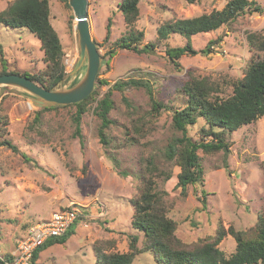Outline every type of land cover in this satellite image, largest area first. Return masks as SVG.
<instances>
[{
    "label": "rangeland",
    "instance_id": "rangeland-1",
    "mask_svg": "<svg viewBox=\"0 0 264 264\" xmlns=\"http://www.w3.org/2000/svg\"><path fill=\"white\" fill-rule=\"evenodd\" d=\"M10 1L0 0V10ZM120 1L88 0L91 37L97 43L101 64L94 86L97 93L81 116V141L74 135L73 104L40 110L35 120L40 107L32 103L28 92L15 86H0V112L7 120L2 135L19 149L0 147V239L6 232L15 243L30 226L48 219L61 207L75 205L82 211L75 233L66 242L41 251L36 264H98L96 248L103 253L126 252L131 234L138 236L136 246L142 251L144 233L133 228L131 220L132 198L143 184L146 158H152L157 166L156 189L165 192V212L175 223L173 234L185 245L213 237L220 225L248 229L264 211V115L225 131L227 155L198 149L202 182L187 185L183 194L177 185L180 168L164 156L168 140L181 134L172 126L171 110L163 109L159 115L150 116L149 98L142 87L112 90V123L106 147L98 140L100 120L94 112L97 100L118 79L147 80L154 97L172 109L186 103L181 88L188 70L218 82L219 95L231 94L232 82L240 79L250 60L260 55L249 45L247 34L264 35V0H255L262 7L261 13H245L229 25L191 37L172 34L162 43H156V29L162 22L221 9L227 0H140L134 29L144 32L142 44L153 42L157 46L150 53L119 49L109 57L107 52L113 42L128 29L119 10ZM49 7L50 22L63 47V65L69 73L79 55L73 12L60 0H49ZM109 19V36L105 39ZM218 37L221 40L212 45L211 53L182 55L179 67L165 55L166 46H182L191 40L197 49ZM1 59L8 72L38 74L45 68L40 42L25 27L0 23V71ZM85 65L65 77L60 86L71 87L83 76ZM99 79L108 83H99ZM124 97L135 110L124 102ZM202 128L208 126L198 117L195 124L187 127V134L199 141ZM108 157H115L118 164L115 166ZM118 170L126 175L121 176ZM162 171H170V177L164 178ZM1 244L2 241L3 257L9 253L3 252ZM218 248L228 257L235 250L234 238L225 235ZM131 264L161 263L153 252L144 251L137 253Z\"/></svg>",
    "mask_w": 264,
    "mask_h": 264
},
{
    "label": "trees",
    "instance_id": "trees-1",
    "mask_svg": "<svg viewBox=\"0 0 264 264\" xmlns=\"http://www.w3.org/2000/svg\"><path fill=\"white\" fill-rule=\"evenodd\" d=\"M60 1L69 7L67 0ZM187 1L193 2L194 0ZM139 2L140 0L120 1L119 10L128 29L125 34L113 42L114 46L107 52L109 57H112L119 49L136 53H150L157 46L156 43L164 42L172 34L191 37L198 33L214 31L222 25H229L245 13L262 12L261 5L255 0H227L221 9H214L191 17L172 18L162 22L156 29L157 42L142 44L144 32L134 29L139 14ZM0 23L13 28L25 27L38 38L43 51L45 68L38 74L22 72V75L29 77L46 89L57 87L66 71L62 61L63 47L50 22L49 0H12L0 10ZM107 27L105 39L109 36L110 19ZM220 40V37L210 39L204 47L197 49L192 46L191 40H188L182 46H166L164 51L173 65L179 67L178 59L182 55H207L213 51L212 45ZM247 40L251 47H255L260 52V55L252 58L246 66L243 76L232 82V93L226 97L219 95L218 82L207 76L195 75L190 70L186 72L187 79L181 88L186 96V103L181 108L172 109L157 100L147 80L118 79L115 81L96 102L94 112L100 120L97 128L99 142L105 147L109 145L108 130L112 123L109 112L113 107L112 90L122 91L130 86L142 87L149 98V115H159L163 109L171 110L172 126L181 133L173 135L164 149L165 158L174 161L180 168L177 174V185L181 188V193H185L187 185L202 182L203 168L197 154L198 149L206 153L222 151L224 155H227L229 144L225 139V131L235 130L264 115V35L250 32L247 34ZM1 61L0 74L14 73L6 71L3 64L4 59ZM106 64L108 63L106 62ZM98 82L108 83L105 79H99ZM96 93L97 91L94 90L81 102L72 103L76 107L73 116L74 135L78 136L80 141L82 140L81 116L87 110L88 103L94 100ZM123 100L133 110L136 109L127 98L124 97ZM53 107H40L36 111L34 119H38L40 110ZM198 117L205 120L208 129L202 128L200 140L194 141L188 136L187 127L195 124ZM6 124V117L0 112V147L7 146L13 151H18V147L2 135ZM108 158L113 161L115 166L118 164L115 157ZM144 164L143 184L135 197L132 198L134 212L131 220L132 227L144 233L142 251L136 246L138 236L131 234L128 235V251L126 252L103 253L96 248L98 264H131L134 256L144 251L153 252L161 264H264V211L258 215L255 223L248 229L240 230L232 225L224 228L220 225L213 237L192 246L185 245L173 234L175 223L168 218L165 212L162 196L165 192L156 189L154 175L157 174V166L154 160L146 158ZM227 166L228 164L225 162V167ZM261 166L264 171V160ZM118 173L121 176L126 175L123 170H118ZM160 173L166 179L170 177V171ZM202 204H205L204 200H202ZM67 207H61V209ZM80 219H82L81 215L62 235L48 238L37 247L33 251L30 264H36L39 253L44 249L53 244L66 242L75 232V227ZM227 234L234 238L235 250L225 257L218 248V244ZM10 258L11 254L3 255L0 264H5L4 260H10Z\"/></svg>",
    "mask_w": 264,
    "mask_h": 264
},
{
    "label": "water",
    "instance_id": "water-1",
    "mask_svg": "<svg viewBox=\"0 0 264 264\" xmlns=\"http://www.w3.org/2000/svg\"><path fill=\"white\" fill-rule=\"evenodd\" d=\"M67 2L72 9L75 20L79 55L71 71L66 73L60 82L65 77L75 74L83 64H86L83 76L69 88H63L59 84L54 89H46L29 77L19 73L0 74V86L10 85L25 90L30 94L29 98L37 107L78 103L94 90L95 79L101 64V56L96 42L91 37L87 12L88 0H67Z\"/></svg>",
    "mask_w": 264,
    "mask_h": 264
},
{
    "label": "built area",
    "instance_id": "built-area-1",
    "mask_svg": "<svg viewBox=\"0 0 264 264\" xmlns=\"http://www.w3.org/2000/svg\"><path fill=\"white\" fill-rule=\"evenodd\" d=\"M79 215H82L81 208L69 205L54 211L48 219L36 222L23 237L16 239L10 260L4 263L30 264L33 251L48 238L62 235ZM0 260H3L1 255Z\"/></svg>",
    "mask_w": 264,
    "mask_h": 264
},
{
    "label": "crops",
    "instance_id": "crops-1",
    "mask_svg": "<svg viewBox=\"0 0 264 264\" xmlns=\"http://www.w3.org/2000/svg\"><path fill=\"white\" fill-rule=\"evenodd\" d=\"M78 228L77 227H75V230H77ZM75 233V232H74ZM73 233V234H74ZM5 235L3 236V238H2V244L1 245H3V252L4 253H9V254H12V251H13V249H14V246H15V243H13L12 242V238H11V235L9 234V233H4ZM72 234V235H73ZM0 241V242H1Z\"/></svg>",
    "mask_w": 264,
    "mask_h": 264
}]
</instances>
